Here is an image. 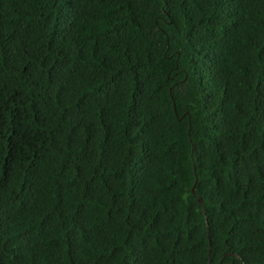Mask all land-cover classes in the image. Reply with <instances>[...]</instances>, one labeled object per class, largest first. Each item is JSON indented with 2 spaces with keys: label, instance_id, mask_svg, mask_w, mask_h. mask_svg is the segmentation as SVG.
<instances>
[{
  "label": "trees",
  "instance_id": "obj_1",
  "mask_svg": "<svg viewBox=\"0 0 264 264\" xmlns=\"http://www.w3.org/2000/svg\"><path fill=\"white\" fill-rule=\"evenodd\" d=\"M0 264H264V0H0Z\"/></svg>",
  "mask_w": 264,
  "mask_h": 264
},
{
  "label": "water",
  "instance_id": "obj_2",
  "mask_svg": "<svg viewBox=\"0 0 264 264\" xmlns=\"http://www.w3.org/2000/svg\"><path fill=\"white\" fill-rule=\"evenodd\" d=\"M193 189H195V186L193 187ZM202 201V199H200Z\"/></svg>",
  "mask_w": 264,
  "mask_h": 264
}]
</instances>
